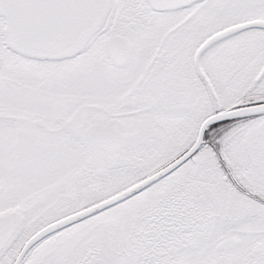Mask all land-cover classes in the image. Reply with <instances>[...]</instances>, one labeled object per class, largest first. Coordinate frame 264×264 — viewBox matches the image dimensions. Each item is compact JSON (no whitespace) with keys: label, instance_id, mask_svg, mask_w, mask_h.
Returning <instances> with one entry per match:
<instances>
[{"label":"snow or ice","instance_id":"obj_1","mask_svg":"<svg viewBox=\"0 0 264 264\" xmlns=\"http://www.w3.org/2000/svg\"><path fill=\"white\" fill-rule=\"evenodd\" d=\"M0 264H264V0H0Z\"/></svg>","mask_w":264,"mask_h":264}]
</instances>
